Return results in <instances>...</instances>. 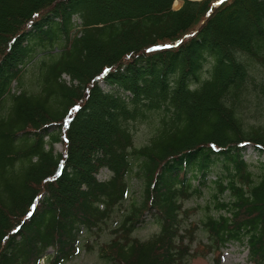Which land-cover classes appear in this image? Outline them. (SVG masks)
<instances>
[{"label": "trees", "instance_id": "16d2710c", "mask_svg": "<svg viewBox=\"0 0 264 264\" xmlns=\"http://www.w3.org/2000/svg\"><path fill=\"white\" fill-rule=\"evenodd\" d=\"M248 146L264 154V0H0V264L71 263L133 178L112 239L87 243L104 264H220L228 244L264 264ZM205 191L219 214L191 223Z\"/></svg>", "mask_w": 264, "mask_h": 264}, {"label": "rangeland", "instance_id": "374dc122", "mask_svg": "<svg viewBox=\"0 0 264 264\" xmlns=\"http://www.w3.org/2000/svg\"><path fill=\"white\" fill-rule=\"evenodd\" d=\"M94 2V1H91ZM91 2L89 5H91ZM183 6L182 1H176L174 3V9L179 10ZM102 87L105 89V85L102 84ZM137 131L135 134L136 139V145L139 146H145L149 142L150 135H151V128L144 123V125L138 124L136 126ZM56 152H61L63 150V147L61 144H57L55 146ZM245 158L250 163V167L252 172L255 175L256 180L259 177V174L261 173V166L260 164H264V155L259 154L253 150V147L249 146L247 147L245 151ZM101 174L99 175L98 179L99 181H107L110 179L111 174L107 170H101ZM132 186V192L131 196L124 202L123 209H119L114 214L113 220L108 222V228H104L102 232H99L97 236L94 235H88L85 234L84 238L82 239V242L80 244L81 251L78 257H76L71 263L69 264H104L98 257L97 249L99 245L104 244V242L110 241L112 239L111 231L117 227L116 223H118L121 220V214L124 212L125 208H130L131 204L136 201L140 197L139 194V186L140 184L136 180V178H133L131 181ZM196 184H198V181H196ZM210 206L211 209L209 212L206 211V207ZM213 204L210 199V192L205 191L204 195L201 198L194 197L190 201L186 202V209L190 210V222H196L199 223L203 218H205L206 215L211 216H218L219 213L216 212V210L212 207ZM149 221V220H148ZM158 227H156L155 224L148 223L143 229L137 230V232L134 234L135 238H139L141 240H149V237L153 234L157 233ZM199 240H201L203 243H207L206 236H203L202 232H199ZM87 243L92 245L96 250L93 252L87 251ZM222 251V259L220 261V264H251L248 261V252L247 249L242 245H236V244H228L226 245ZM191 264H216L215 259L213 256H207L205 258H196L191 261Z\"/></svg>", "mask_w": 264, "mask_h": 264}]
</instances>
